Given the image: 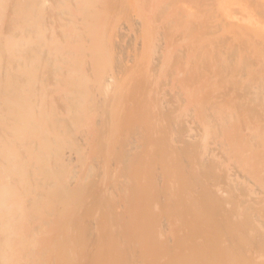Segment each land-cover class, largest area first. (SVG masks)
<instances>
[{
  "label": "bare ground",
  "instance_id": "6f19581e",
  "mask_svg": "<svg viewBox=\"0 0 264 264\" xmlns=\"http://www.w3.org/2000/svg\"><path fill=\"white\" fill-rule=\"evenodd\" d=\"M0 264H264V0H0Z\"/></svg>",
  "mask_w": 264,
  "mask_h": 264
},
{
  "label": "rangeland",
  "instance_id": "374dc122",
  "mask_svg": "<svg viewBox=\"0 0 264 264\" xmlns=\"http://www.w3.org/2000/svg\"><path fill=\"white\" fill-rule=\"evenodd\" d=\"M250 1V0H249ZM135 7V6H134ZM138 8H139V5H138ZM124 9V8H123ZM136 9V8H135ZM125 10V9H124ZM139 49L140 48H137V49H135V48H133V47H131L130 48V51H131V53L134 55L137 51H139Z\"/></svg>",
  "mask_w": 264,
  "mask_h": 264
}]
</instances>
